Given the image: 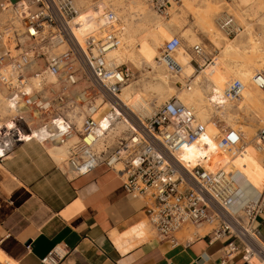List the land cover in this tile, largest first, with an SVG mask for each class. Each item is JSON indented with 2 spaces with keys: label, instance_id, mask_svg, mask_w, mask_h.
<instances>
[{
  "label": "built area",
  "instance_id": "obj_1",
  "mask_svg": "<svg viewBox=\"0 0 264 264\" xmlns=\"http://www.w3.org/2000/svg\"><path fill=\"white\" fill-rule=\"evenodd\" d=\"M28 1L35 8L22 16L23 25L9 20L0 29L5 50L0 58V87L17 112L11 132L0 129L2 149L11 150L22 140L37 138V134L50 144L73 140L69 145L70 165L80 174L92 172L100 164L114 169L123 178L126 193L146 202L148 220L158 239L172 240L176 245L175 234L182 228L190 225L199 231L208 226L213 240H225L223 256L239 254L249 264L260 256L264 264V244L255 227L264 211V187L260 190L233 164L212 171L201 160L191 165L179 158L178 152L205 130L194 124V108L178 97L166 100L144 120L135 118L121 99L122 88L133 72L124 63L109 67L106 59L107 52L119 45L120 18L116 11L108 7L102 12L101 32L93 31L82 41L72 28L78 13L74 0ZM147 1L163 16L183 2ZM20 2L8 6L13 14ZM237 24L234 15L227 13L219 20L229 36L239 32L241 26ZM181 44L178 35L165 40L158 58L172 72L181 69L176 58ZM59 45L63 46L60 51L56 50ZM191 50L196 57L192 63L198 69L211 61L212 54L204 50L203 43L191 46ZM35 78L37 84L33 83ZM176 83L183 87L182 82ZM254 83L264 89V65ZM244 89L241 80H233L227 93L240 98ZM104 105L124 113L127 129L121 134L104 116ZM255 143L264 150V125ZM218 144L232 155L248 147L243 130L234 127L224 131ZM44 260L57 262L53 255Z\"/></svg>",
  "mask_w": 264,
  "mask_h": 264
},
{
  "label": "crops",
  "instance_id": "obj_2",
  "mask_svg": "<svg viewBox=\"0 0 264 264\" xmlns=\"http://www.w3.org/2000/svg\"><path fill=\"white\" fill-rule=\"evenodd\" d=\"M17 1L0 0V18H7L6 8ZM189 48H182L178 58L191 53ZM4 53L0 42V58ZM259 113L264 115V105ZM56 144L62 143L38 137L11 150L0 144V264H48L44 259L50 255L55 264H249L239 254L223 256L225 240H213L208 226L203 233L190 225L182 228L175 234L176 245L158 239L146 202L126 193L121 175L100 164L70 177L58 163L68 157L70 142L62 158L53 151ZM257 218V236L264 244V211ZM142 221L150 227L149 235L138 232ZM114 231L121 237L118 242Z\"/></svg>",
  "mask_w": 264,
  "mask_h": 264
},
{
  "label": "bare ground",
  "instance_id": "obj_3",
  "mask_svg": "<svg viewBox=\"0 0 264 264\" xmlns=\"http://www.w3.org/2000/svg\"><path fill=\"white\" fill-rule=\"evenodd\" d=\"M221 1L223 0H183L181 5L172 6L168 14L171 18L166 19L163 15H160L154 10L147 0L146 2L148 4L144 3L142 0H131V4L127 5L122 3L124 0H116V3L123 7V16L125 18L124 25V23L121 22V17L118 15V11L111 4L109 5V0H103L98 4H95L92 0H78V3L85 11H87L84 14H82L74 0L78 13L72 22V28L75 30L77 36H79L82 41H85L93 31L101 32L100 15L102 12L108 9V7L116 11L117 16L120 18V38L118 47L112 48L107 52L106 59L109 67L131 62V64L133 63L137 69L144 70V68H148V73L152 74L151 79H147L149 75L144 77V79H130L122 88V92L120 93L121 99L127 106H129L130 104L127 103L126 99L133 96L136 84L141 85L146 91L152 90L158 101L166 100L169 94L175 89L173 87V82L165 72L172 77L177 78L178 80L176 82H182L183 87H181V89L185 90L182 91V99L178 96L176 97H178L183 104L194 108L196 117L194 124L202 126L205 130L201 137L196 141L187 143L178 152V156L184 162L190 161L191 165H194L197 161L201 160L202 163L212 171L229 167L230 164L234 165L235 162L241 165L243 163L246 164L259 156V154L250 147L242 153L232 155L226 149L220 147V144H218V138L222 136L224 131L229 127L238 129L239 125H242V128L243 126H248L243 122V120L245 121L246 119H244L245 115L249 110L256 109L258 105H261V102H264V89L257 87L254 83L255 75L259 71V68H261L262 64H264V44L262 43L264 40L262 41V39L253 35L250 31H243V34L239 39L225 38V40H222L221 35L218 32L219 30H216L215 28V17H217L221 11V9H219L220 5L223 3ZM239 2L251 4L256 19H258L261 27L264 29V0H239ZM34 8L35 7L30 6L28 0H21V2L17 4V11H15L14 14L11 8H6L9 9L8 17L5 19L0 18V29H2L9 20H13L14 25L22 26V16L28 15L31 10H34ZM82 16L85 18L83 21H81L83 18ZM189 16L193 22H187ZM219 20L220 19L217 21L218 28L228 35V33L219 26ZM235 20L237 22L240 21L236 18ZM237 25L238 27L241 26V24ZM241 29L242 26L239 32ZM179 30H182L183 32L182 36L179 37L187 39L188 42L194 43L193 45L199 42L203 43L199 36V32L214 36V39L217 41V48L221 51L220 54L216 56L211 55V61L204 62L205 64L202 69L197 70L192 63L193 58L196 57H194L195 55L191 51V53L187 52L181 54L178 58V55L183 48V39L181 38L182 44L177 49L176 54L181 69L179 72L170 71L167 66L158 59L161 57L162 53L158 51V48L163 42H165L166 38H169L172 35V37H174V35L176 36ZM239 32L237 34H239ZM263 37L264 36L262 35L261 38ZM203 46L207 53H212L208 51L204 43ZM62 49L63 46L60 45L56 48L58 51ZM209 66L212 68L211 70L207 68ZM142 74L145 76V73ZM135 75L136 72H133V76ZM185 76L187 77L185 78ZM49 78L54 80L55 76L51 75ZM179 78L182 79L180 80ZM233 80H241L244 84L245 89L240 98L228 96L227 89ZM36 81H38L37 78L33 80V83L37 84ZM203 81L207 84L209 89H212V92H216L217 97L213 100L214 103L212 106L210 105V99L206 96L204 89L201 88L203 86ZM188 84L190 85L189 87L187 86ZM177 87L180 88L179 86ZM173 93H175V91ZM12 105L13 104L9 101L6 93L0 90V129L8 128V131L10 132L13 129V119L17 113ZM102 109L107 111V114H104V116H106L109 121L114 122L118 134H121L127 129V124L123 119V117L125 118V115L121 109H111L108 105H104ZM130 109H132L135 118H138L139 116L135 115L137 111L133 109L132 106ZM211 109H214L215 113H212ZM139 115V119H145L144 116H146V114L139 113ZM109 116L112 118L110 119ZM215 116H217L218 119H221L219 120L220 122L224 121L227 127L221 128L218 126L215 119H213ZM78 120L79 123H81V117H79ZM239 130L242 131L243 129ZM246 130V133L250 135L255 131L251 129L250 126L246 127ZM36 137L40 138L38 134ZM54 142L62 143L58 140H55ZM69 142L71 144L73 140L62 144H56V149L53 150L59 158H62L65 156L68 148V157L58 162L61 164L66 161L64 165L67 168L70 165L68 161L70 157V144L66 148ZM257 149L259 150L258 147ZM0 151L1 153L3 152L1 148ZM69 167L68 170L71 171L72 175H83L80 174L79 171H76L75 167L71 165ZM242 172H244L247 178L251 181L248 174L244 170ZM251 178L254 181L252 182L257 184V186H255L262 190L259 187L261 186V181H257L259 179L254 177V175H252ZM138 232L143 234L147 233L148 235L150 234V227L145 221L140 223ZM117 233L119 232L114 231L112 235L113 240H116V242L121 238L115 236ZM201 233L203 232L201 231ZM123 234H125V232L120 233V236ZM251 261L252 264H263V260L260 256L253 257Z\"/></svg>",
  "mask_w": 264,
  "mask_h": 264
},
{
  "label": "rangeland",
  "instance_id": "obj_4",
  "mask_svg": "<svg viewBox=\"0 0 264 264\" xmlns=\"http://www.w3.org/2000/svg\"><path fill=\"white\" fill-rule=\"evenodd\" d=\"M75 1H76V4H77L78 8L81 10L82 14L86 13L87 11H85L84 8L78 3V0H75ZM101 1H103V0H92V2H95V4H98ZM142 1L144 3H146V4H148L147 3L148 1L147 2H146V0H142ZM110 2H113L114 5L120 6L119 4L116 3V0H109V3ZM221 2H223L220 5V8H219V9H221V11H220L219 15L217 17H215L216 18L215 28H216V30L217 29L219 30L218 32L220 33L222 40H225V38L239 39V37L243 34V31L244 32L250 31V32L253 33V35L257 36L259 39H262V41L264 40V37L261 38L262 35L264 36V31H263L264 29L261 27V24L259 23L258 19H256V16H255V13L253 12V8H252L251 4H248L246 2H239V0H223ZM122 3H124V5L131 4V0H124V2H122ZM120 7H122V6H120ZM242 10H244V11H242ZM118 12H119L118 15L121 17V22L124 23V25H125V18L123 16V7ZM224 13H227V14H230V15H234V17L238 21L240 20L239 22H237V21L236 22L238 24H241L242 29L239 32V34H237L236 36H229L225 32L221 31L218 28L217 21H218V19H220L221 16L224 15ZM164 17L166 19H168V18L170 19L171 18L170 15H168V16L164 15ZM84 19L85 18L83 17L81 21H83ZM190 21L193 22L191 17L189 16L188 19H187V22H190ZM186 26H188V25H186ZM179 31L177 32L176 35L182 36V34H183L182 30H179ZM199 36L201 37L202 41L204 43H206L208 50L209 51H213L210 54H212L213 56L214 55L216 56V55L220 54L221 51L219 49H217V45H216L217 41L214 39V36H210L209 34L203 33V32L202 33L199 32ZM171 37H169V38H171ZM169 38H166L165 40H168ZM182 39H184L183 40V48H188L190 50L189 47L192 46V44H194V43L188 42V40L185 39V38H182ZM164 43L165 42H163L159 46V48H158L159 52H161V49H162V46H163ZM262 43L264 44V41ZM127 65H129V67L131 68L132 72H134V73L136 72V75L132 77L134 80L144 79V77H147L148 75L149 76L147 77V79H151L152 78V74L148 73L149 72L148 68L147 69L144 68V70L143 69H137L133 65V63L131 64V62H128ZM263 65L264 64H262V66ZM195 68L197 70H201V69H198L197 67H195ZM207 68H209V70L212 69L210 66L207 67ZM142 73H145V76H143L144 74H142ZM165 74H167L169 76V78L173 82V87L175 89L174 90L175 93H173L174 91L172 93H170L168 98H166V100H168V99H170L172 97H175V96H178L179 98L182 99V96H183L182 95V91L185 90V89H181L180 84L176 83V81L178 80L177 78L172 77L167 72H165ZM179 79L181 80L182 78H179ZM202 84H203V86L201 88L204 89V92H205L206 96H208V98L210 99V102H211L210 105L212 106L213 103H214L213 100L217 97L216 92H212V89H209L207 87V84L204 81H203ZM191 85H192V83H191ZM177 86H179L180 88H178ZM0 89H2V88H0ZM166 100L158 101L157 97L155 96V94H153L152 90H147L146 91V90L143 89V87H141V85H136V84H135V93L133 94V96L131 98L126 99L127 103L130 104L128 107L131 108V106H132V108L137 111V113L135 115L140 117L139 113L146 114V116H144L145 119L148 118L149 116L153 115L154 112L158 111V109H160L159 107H161V105H163L166 102ZM262 105H264V104L258 105V107L256 109L249 110L247 112V114L245 115V117H244V119L246 118L245 121L243 120V122L246 123L248 126H250L251 129L255 130L253 134L250 135V134L246 133V131H247L246 127H248V126H243V128H242V125L238 126L239 127L238 129H243V132L245 133L244 134V140L249 143L247 149L249 147L251 149L253 148V150L256 153H258L259 156L257 158H254L253 160L247 162L246 164L243 163L241 165V164H238L237 162H235V164H234L237 168L241 169L242 171L244 170L248 174V176L250 177L251 181H253L251 176L254 175V177L259 179L257 181H261V185L264 182V150L263 151H259L257 149V147L255 145L256 144L255 143V137H256L257 132L260 129V127L262 125H264V115L259 113V109L262 107ZM211 111H212V113H215L214 109H211ZM255 115H257V117H255ZM216 118H218V117L215 116L213 119H216ZM219 120H221V119L219 118ZM217 125L220 126L221 128L227 126V125H225L224 121L223 122H219ZM235 160H238V159H235ZM65 162L66 161L62 162L60 165H61V167L64 168V170H66V172L69 173V176L71 177V171H69L68 168L64 165ZM254 184L257 186L256 183H254ZM259 187H261V186H259ZM191 230L194 231V228L191 227Z\"/></svg>",
  "mask_w": 264,
  "mask_h": 264
}]
</instances>
